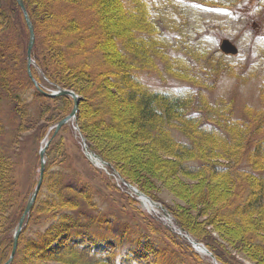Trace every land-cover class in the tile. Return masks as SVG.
<instances>
[{
	"label": "rangeland",
	"instance_id": "rangeland-1",
	"mask_svg": "<svg viewBox=\"0 0 264 264\" xmlns=\"http://www.w3.org/2000/svg\"><path fill=\"white\" fill-rule=\"evenodd\" d=\"M98 1L102 21L109 23L103 53L92 54L93 61L99 63V69H104L105 61L110 58L107 51L118 56V47L128 43L129 38L138 42L146 35L159 33L165 49L157 45L161 50L157 49L152 57L151 48L146 46L149 53L136 70L144 84L150 90L170 93H180L186 86L187 90H192V85L200 89L203 87L201 104L193 101L190 90H185L188 95L185 100L187 112L190 115L205 112L204 105H207L211 111L206 114L209 122L222 124L230 121L233 124L232 121H236L241 126H250L251 129L244 128L242 133L246 139L254 140L252 147L257 144L256 135H264V117L259 115L254 118L255 112L264 108V0H164V13L156 16L150 10V21L147 13L136 4L128 8L123 0ZM27 2L39 23L38 54L52 74L66 83L68 90L79 92L80 119L97 149L155 199L173 207L192 232L214 247L219 264H264V206H251L257 197L259 202H264V187L253 177L254 173L241 176L232 173L235 170L233 165L241 156L236 162L230 159V155L229 160L224 156L216 158L221 157L218 152L227 151L235 144H227L217 137L210 141L207 134L198 131L197 122L192 121L187 122L185 129L190 133L193 128L194 138L188 139L174 130V138L178 142L171 144L169 141L168 145L174 148L170 150H166L163 137L152 134L150 138H145L137 134L139 129L136 126L128 127L130 114H135L134 106L127 100L133 77L127 76L129 73L124 75L109 70L98 75L94 81L90 76L86 79L73 70L72 64L83 56L72 53V41L69 39H65L61 49L67 55L74 54V57L70 60L55 58L53 51L50 52L54 48L50 46L57 34L65 30L66 17L50 24V9H47L45 0ZM61 2L58 6L64 12L66 4L64 6ZM9 3L11 0H0V8L3 7L8 18L10 16L6 20L8 24L6 22V27L0 31L8 34L5 40L9 41L11 48L7 57L11 59L14 85L17 91L23 93L24 101L16 105L7 92L0 101L3 126L0 129V155L9 159L14 183L5 194L3 203H0V263L4 264L10 257L13 245L9 257L3 261L9 252L6 239L11 234L12 220L24 198L31 190L29 200L37 185L41 163L39 152L50 140L45 153L44 180L33 208L32 221L19 237L20 248L14 255L15 264H114L115 259L124 253L134 255L137 264H215L216 259L212 255L201 254V259L196 258L185 244H178L169 231L174 232L177 226L164 218L160 208L151 210L150 205L133 198L124 185L118 189L111 185H118L115 177L112 175L111 178L105 169L86 156L85 145L88 147V144L78 132L76 118L68 126L63 125L57 133L54 132L53 122L67 111L68 102L58 97L60 95L50 96L42 92L54 93L58 86L52 88L39 83L33 76L34 64L30 68L32 77L27 65L33 84L27 82L23 72L24 23L15 8L9 9ZM153 16L159 18L155 23L157 32L151 24ZM90 33L95 34V30L91 29ZM223 38L238 46L237 55H225L220 51ZM110 42L114 44L113 49L109 46ZM175 58H178V64H174ZM172 59L174 62H171ZM212 61L216 65L221 64L222 69L220 66L217 70L208 68ZM114 67L116 70L117 65ZM202 70L208 75L207 83L201 79ZM113 77L116 82H113ZM206 88L211 92H207ZM214 108L219 116L212 114ZM185 115L188 114L185 112ZM247 118H250V123L246 122ZM211 144L217 147L213 150L214 154H209L208 145ZM192 145H197L200 153L211 158L207 160L210 164L189 159L191 151H194ZM233 150L236 151V148ZM108 164L105 166L110 171ZM215 164L230 166L232 175L215 171ZM243 164L250 167L249 163ZM68 185L72 187L66 188ZM203 188H208V193L202 196L200 191ZM74 189L76 192L84 189L81 194H76L77 199L74 197L79 208H83L81 216L96 217L93 231H97L100 225V233L107 232L108 237L100 244L90 241L88 249L93 252L92 255L71 253L64 263L42 261L33 243L39 233H50L49 229L60 222L63 212L51 208L52 204L54 206L53 197L56 193L72 195ZM248 199L251 203L246 205ZM63 237L52 243L53 254L68 244ZM103 255L107 260L96 262Z\"/></svg>",
	"mask_w": 264,
	"mask_h": 264
},
{
	"label": "trees",
	"instance_id": "trees-1",
	"mask_svg": "<svg viewBox=\"0 0 264 264\" xmlns=\"http://www.w3.org/2000/svg\"><path fill=\"white\" fill-rule=\"evenodd\" d=\"M59 1H62L61 3L64 4V6L66 4L67 10H65L64 12H63L64 9H61V7L58 6ZM103 1H106V0H103ZM123 1H126L127 3L126 5L128 8H131L132 5L134 4H136L135 5L136 7H140L142 9V12L145 11V13H147V18H149V21H150V17H149L150 10L155 12L156 16L164 13L162 11V7H164L163 5L165 2L164 0H136L137 3L135 2V0H123ZM24 3L26 5L27 12L33 22L35 33H36V39H35V45H34L33 52H32V57L36 61L37 66H34V65L32 66L33 76L39 83L45 84L52 88L61 86L67 89L68 87L66 83L56 78L52 74V71H50V69L47 67V65L44 63V61L39 56L38 51H37L38 38L41 36L39 33V23L36 18V14L34 13L32 7L27 2V0H24ZM45 3H46L47 9L48 8L50 9L49 10V13L51 14L50 24L53 21L59 22L60 19L62 18L65 19L66 17V22L64 26L65 30L60 31L57 34V37H55L52 40L53 45L51 43V46H50V47L53 46L55 50L54 51L51 49L50 51V52L53 51L55 58H58V57L60 59L67 58L65 60H70V58L74 57V54L70 53V55L69 54L67 55L61 49L65 44L64 43L65 39H69L68 41H72V47H71L72 53L73 52L81 53V56H83L82 59H80L77 63L72 64L73 70L77 73H81L84 77H86V79L90 76L92 80L94 81V78H96L98 75L105 74L109 70H112L113 72L118 71L117 73L121 72V74H124V75H127L129 73L130 75L128 74L127 76H129L130 78L133 77V85L131 86L129 85L131 90H130L127 100H128V104H131L134 106L135 114H130L131 117H129L128 127L136 126L139 129L138 131L139 133L137 134H140L144 136L145 138H150L152 134L163 137V139L165 140L164 143L166 144V147L168 148V149L166 148V150H170L169 148H173V147L172 145H168L169 141L171 142V144H173L174 141L176 143L178 142L177 140H175L176 138H174L173 131L176 130L180 132L183 136H185L188 139L189 137L194 138L193 128L191 129L190 133L185 128L187 127L188 121H192L194 123L197 122L198 131L203 132L204 134H207L210 141L212 140V138L217 137V139L227 144H231V143L235 144L233 148H236V151L233 150L232 147H230L231 150L227 148V151L218 152L220 153L221 157L218 156L216 158H222V156H224L223 158H227L229 160V157L231 156L230 159L232 160L235 159V162H236V159H238L239 156H241V159L239 158V160L235 163V165H233L235 170L232 173L237 174L238 176H241L240 174L249 175V174L254 173L253 177H255L258 180V182L261 183V185L264 187V135L262 137H260L259 135H256L257 137L255 138V142H257V144L254 147H252L254 140L251 141V140L246 139V136L244 135V133H242L244 128H246V130L251 129L249 128L250 126H247L244 124H242L241 126L239 122H236V121H232L233 124H231L230 121L226 123L225 120H224L225 123H222V124H212L211 122H209L208 115H206L209 111L208 110L209 108L207 105H204V108L206 110L205 112L199 111L197 113L196 112L191 113L190 115L185 108V104H186L185 100H186V96H188L185 94V90H187L186 89L187 86L184 87V91L180 93H170V92H163V91H157V90H150L149 86L147 84L146 85L144 84L141 76L139 75V71H136V70L139 67H141L143 60L146 59V55L147 53H149L148 52L149 48H151L152 57L155 55L157 49L161 50V48L160 49L157 48V45L165 49L163 47L164 46L163 40L161 39V36H160L161 34L159 33H157V35L151 34L152 36L146 35V37L140 38L138 42L134 41L133 38H129L128 43L126 42L124 44L122 43V45L118 47L117 50L120 53V55L117 56L116 53L114 52L111 53L107 51V54L110 56V58L108 59V61H105V65L103 66L104 69H99L98 68L99 63L96 62V60L93 61L94 57H92V54H95L98 52L103 53V50L105 49L106 38H107L105 35L106 28L109 27L108 22L104 23L102 21L103 15L99 11L100 9L99 1L98 0H45ZM84 7L87 8V10L84 9ZM2 8H0V30H3L6 27L5 26L6 22L7 24L9 22L6 20L10 18V16L8 18V15H6V13L3 11ZM12 8H15L19 12V14H21L22 19H23L24 28H25L24 46L22 47L23 55H24L23 56L24 58L23 72L27 78V82L29 84H33L32 80L30 79L27 73V65H28L27 46H28V41H29V29L26 24L23 13L18 5L17 0H11L9 9H12ZM156 16L155 17L153 16V18H151L152 20L151 24H152L153 29L157 32L155 23L158 17L156 18ZM91 29L95 30V34L92 35L90 33ZM4 33L5 32L2 33V31H0V101L6 96V92H7L10 96H12L11 99L15 101V104L19 105L21 101H24L23 93L17 91L16 90L17 88L14 85L15 80H13L12 67L10 66L11 59H8L9 57H7V53L10 52L11 45L8 40L7 41L5 40L8 34L7 33L4 34ZM151 37L155 38L156 40ZM110 43L111 44L109 46H111V49H113L114 44L112 42ZM146 46H148L149 48L147 49ZM147 59H150V58L147 57ZM177 59L178 58H175V62L172 59L171 62H174V64H178ZM209 64L211 65L209 66ZM209 64H208V68L214 67L215 70H217V68L220 69L221 67V64L217 63L218 65H216L214 61L210 62ZM115 65H117L116 70L114 67ZM204 72L205 70L201 71L202 73L201 79H203L202 80L203 82L207 83L206 80L208 78L207 77L208 75H206V73L204 74ZM203 76H206V77L204 78ZM113 79H114L113 82L117 81L116 78L113 77ZM207 86H209V84ZM17 87L19 88V85H17ZM262 87H263L262 89H264V85ZM207 89L208 88H206V90ZM189 90L192 95L191 97H193L192 98L193 101L196 103L198 102L200 103V100H202V97H203L202 90H205V89L203 87H201L200 89L199 87H196V86L194 87L192 85V90L188 88L187 91ZM74 91L76 94H79L78 91L76 90ZM209 91L210 89L207 90V92ZM58 97L65 98L66 101L68 102L69 107L63 115H61L59 118L54 120L53 124L54 123L56 124L66 115H68L73 105V101L69 99L68 96H58ZM216 110L217 109L214 108V110L212 111V114L214 116H219V114L216 113ZM185 112L186 114H188L187 116L185 115ZM259 115H260V118L264 117V108L261 107L260 111H256L254 118L258 117ZM222 117L225 118V116H222ZM253 120L254 119H252V121ZM76 122H77L78 131L81 134V136L85 138L88 144V148L90 150L98 154L103 160L107 161L112 166V168L121 175L122 178L136 185L141 191H143L144 193H146L147 195L155 199L154 196H152L146 190H144L139 185H137L135 182H133L131 179H129L124 174V172L112 160L107 158L92 143L80 119V105L78 106ZM246 122L250 123L251 122L250 118H247ZM173 125L174 126L179 125L180 127L179 126L173 127ZM2 127L3 126L1 123V119H0V129ZM263 127H264V123H263ZM232 130L234 131V133ZM236 138L238 140L234 141ZM208 146H210V148L208 147L210 151L209 154H212V153L214 154L213 150L217 147L212 146V144ZM237 148H238V151H237ZM251 148H253V150ZM249 149H251L252 151L248 152ZM193 150L194 151H191L192 153L190 154L189 159L199 160L200 162L210 164L208 163L207 160H211V158L208 159L207 156L203 155L204 153L203 154L200 153L197 145L193 146ZM262 157L263 159L260 161ZM243 163L245 164L249 163L250 167L246 165L245 167ZM9 164H10L9 159H6L5 157L0 155V203L1 202L3 203L6 197L5 194L8 193L10 191L9 189H11V187L14 185L12 181V170ZM213 166L215 167V171L218 170L220 173H223V175H226V176L232 175L230 166L221 165V164H215ZM247 170H250V171H247ZM111 185L117 189L120 188V187H117L115 184L111 183ZM69 186L72 187L71 185H68L66 186V188H69ZM74 190H75V193H72V195H63L61 193H56V195L53 197L54 206L52 204L51 208L54 211L62 210L64 212V213L62 212L60 216L61 220L58 224L54 225L52 228L49 229L50 233H46V234L39 233L36 238V241L35 242L32 241L34 242L33 243L34 250L37 252L40 260L42 261L43 260H48V261L56 260L60 263H64L69 258L67 257L68 254H71V253L75 255H81V254H84L87 256L92 255L93 252L88 249V247L91 245L90 241L94 240V242L96 243L97 242L103 243L104 241H106L108 237L107 232H106L107 235L105 233H102V234L100 233L101 232L100 225L97 226L98 228L97 231H93L92 229V227L94 226L93 222L96 221L97 219L96 217H93V216H91V218L82 217L83 215L81 211H83V208L81 207L79 208V203L76 201V199H77V196L81 194L84 189H81L79 192H76V189ZM30 192L31 190L29 191V193ZM200 192L202 196L206 195L208 193V188H203ZM29 193L24 198L25 200L22 203V205H20V207L18 208L16 217L12 220L13 222L10 226L11 234L9 235V238L6 239V248H9V252L3 261H5L9 257V253L13 245V232L25 209L26 202L30 195ZM74 197H76V199ZM258 199L260 200V198L258 197L255 198L254 202L252 201L253 203H251V200L248 199L246 202V205L251 203L252 208L255 204L256 205L259 204L258 206L259 208L263 207L264 202H259ZM36 204H37V201L33 208H35ZM165 206L172 213L175 223L177 224L179 228H181L184 232L188 233L194 239H197L198 241L203 242L208 247V249L213 252L216 258H218L216 255V250L214 249L213 246H211L210 243L206 242L205 240H201L194 232H192V230L188 228V226L184 223L182 218L177 214L176 210L173 207L169 206L168 204L167 205L165 204ZM33 208L30 212V216H29V219L26 225L24 226L22 230V234L25 231V229L29 226L30 222L32 221ZM48 209H50V205L48 206ZM75 212H78V213L75 214ZM52 230H54L53 234H52ZM169 231H170L171 236L178 242V244L180 245L185 244L190 250L191 254H193L196 258H200V259L202 258L193 249L191 243L186 238L180 236L177 232H173L172 230H169ZM61 237H63L64 240H68V244H66L62 249H60L58 252L53 254L50 247L53 242L57 241ZM19 248H20V242L18 244L17 250H19ZM94 254L97 255V252H95ZM104 256L106 255L99 256V259L96 262H99V261L100 263L105 262L107 260V257H104ZM76 259L77 258L75 257V260ZM128 259H131L134 261H130ZM15 261H16V256L11 264H15ZM137 263L138 261L137 259H135L134 255L132 254L129 255L128 253H124L123 256L121 254L119 258L115 259V262H114V264H137Z\"/></svg>",
	"mask_w": 264,
	"mask_h": 264
},
{
	"label": "water",
	"instance_id": "water-1",
	"mask_svg": "<svg viewBox=\"0 0 264 264\" xmlns=\"http://www.w3.org/2000/svg\"><path fill=\"white\" fill-rule=\"evenodd\" d=\"M17 2L23 11L24 18H25L26 24H27L28 29H29V41H28V48H27L28 72H29V75L32 77V73H31L30 68H31L32 64L36 65V62L34 61V59L32 57V50H33V47L35 44L36 33H35L34 25H33L32 21L29 17L27 9L25 8L23 0H17ZM219 47L223 53L228 54V55H236L238 53L237 46L227 38H223L221 40ZM34 82L36 85H38L35 80H34ZM58 91H60V92L59 93H48L45 91H42V92L44 94H48L50 96H56L58 94H60V95H72L74 98V106H73L72 111L67 116H65L64 118H62L60 121H58L55 124V126H54V128H55L54 132L55 133H57L64 124L71 121L72 117L76 116L77 111H78V105H79V100H78L77 95L75 94L74 91L68 90L66 88H61V87H58ZM49 144H50V140H48L45 143V145L40 149L39 155H40L41 163H40L39 181H38L34 191L32 192V195L29 198V200L26 204V207H25V209H24V211H23V213H22V215L18 221L17 228H16L14 235H13L12 251H11L10 257L5 261L4 264H11V262L13 261L14 255H15L17 248H18L19 237L21 235L22 229H23V227H24V225H25V223H26V221L30 215L32 208L34 207V205L36 203V198L38 197L37 195L39 193V190L42 186V182L44 179V172H45V165H46L45 153H46V150H47V147Z\"/></svg>",
	"mask_w": 264,
	"mask_h": 264
},
{
	"label": "bare ground",
	"instance_id": "bare-ground-1",
	"mask_svg": "<svg viewBox=\"0 0 264 264\" xmlns=\"http://www.w3.org/2000/svg\"><path fill=\"white\" fill-rule=\"evenodd\" d=\"M30 17V16H29ZM31 19V18H30ZM32 21V20H31ZM33 23V22H32ZM27 48H28V46H27ZM34 48V47H33ZM32 52H33V50H32ZM27 59H28V54H27ZM59 87V86H58ZM60 91H55L54 93H59ZM53 93V92H52ZM76 94V93H75ZM58 95H60V94H58ZM58 95H56V96H58ZM77 95V94H76ZM60 96H68L72 101H73V104H74V98H73V96L72 95H60ZM77 98H78V100L80 101V99H79V96L77 95ZM67 116V115H66ZM74 118H76V116H74V117H72V119H71V121H73V119ZM71 121H69L68 123H66V124H64V125H67V124H70L71 123ZM77 127V126H76ZM79 132V131H78ZM81 135V134H80ZM51 142V141H50ZM46 168V167H45ZM39 176H40V172H39ZM44 180V179H43ZM38 181H39V179H38ZM38 183V182H37ZM43 183V182H42ZM40 191V190H39ZM38 196V195H37ZM145 205H150V206H152L151 205V203L148 201V200H146V199H144V202H143ZM29 218V217H28ZM27 221H28V219H27ZM26 221V222H27Z\"/></svg>",
	"mask_w": 264,
	"mask_h": 264
}]
</instances>
